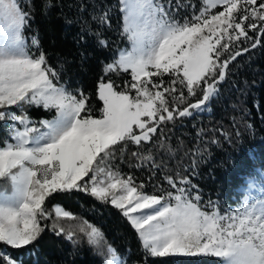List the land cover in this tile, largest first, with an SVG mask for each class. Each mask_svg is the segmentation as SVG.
Wrapping results in <instances>:
<instances>
[{
	"label": "snow or ice",
	"instance_id": "1",
	"mask_svg": "<svg viewBox=\"0 0 264 264\" xmlns=\"http://www.w3.org/2000/svg\"><path fill=\"white\" fill-rule=\"evenodd\" d=\"M219 7L223 10L215 11ZM189 8L193 9L190 19H177L178 10ZM119 11L122 31L132 48L120 52L105 71L130 69L131 81L119 91L110 79L101 81L98 96L103 108L100 118H94L86 107V96L54 83L59 75L47 65L46 55L26 50L24 30L30 15L19 0H0V108L22 109L29 104L57 112L54 119L42 122L41 131L30 126L26 116L0 111V119L14 122L13 142L0 146V178L12 183L10 193H0V243L16 249L34 246L48 227L44 222L50 217L42 207L45 197L79 190L119 210L148 256H214L225 264H264V200L253 202L239 215H223L211 201V212L201 210L199 190L188 179H181L178 187L176 179L165 176L174 192L158 185L149 192L132 176L107 172L106 179L100 180L97 177L104 169L93 166L97 157L103 161L112 155V146L150 142L161 124L176 116H191L193 109L218 94L229 64L249 51L231 52L234 43L264 45V0H201L199 9L189 0H120ZM91 19L97 30L82 27L81 31L107 46L102 37L111 26L112 9ZM65 22L74 21L66 18ZM31 43L38 41L33 38ZM224 53L229 55L221 59ZM166 74L171 77L167 85ZM178 86L186 88L189 96L200 88L202 98L187 104ZM168 93L186 106L173 108ZM84 112L88 114L82 116ZM254 188L249 185L250 190ZM56 215L68 217L69 213L57 209ZM52 230L75 243L70 229L53 223ZM80 231L86 232L90 244H98L103 237L91 224ZM108 250L115 255V249L109 246ZM5 255L11 254L3 253L0 260ZM3 264L16 262L3 260Z\"/></svg>",
	"mask_w": 264,
	"mask_h": 264
},
{
	"label": "trees",
	"instance_id": "2",
	"mask_svg": "<svg viewBox=\"0 0 264 264\" xmlns=\"http://www.w3.org/2000/svg\"><path fill=\"white\" fill-rule=\"evenodd\" d=\"M189 2L196 9L201 5V0ZM19 3L30 15L24 37L38 41L37 45L31 44V53L45 54L47 65L59 75L54 83L73 94L86 96L87 109L94 118H100L103 101L98 96L99 83L110 79L118 85L119 91L126 81H131L130 69L128 72L123 69L115 73L105 71L129 45L127 34L122 31L120 0H19ZM105 9H112V19L111 26L103 30L102 39L108 44L100 46L95 37L82 32L81 28L91 27L96 31L91 17ZM222 10L219 7L215 11ZM178 11L177 19L183 20L191 18L193 9ZM66 18L74 22L68 24ZM243 48L249 51L229 64L225 81L211 99L210 112L176 116L160 125L152 141L139 146L131 142L112 146V155L101 161L104 173L109 169L124 178L132 176L149 192L153 185L174 192L165 176L176 179L178 187L182 186L181 179H188L197 186L201 195L199 203L204 209L213 210L208 206L211 201L223 212L235 210L241 195L236 187L242 185L245 175H252L257 166L264 169V45L253 48L250 42L234 43L230 51ZM227 55L229 53H224L221 59ZM170 78L167 74L163 77L166 85ZM152 79L158 81L160 77ZM178 88L184 91L187 104L202 98L200 88L196 89L195 96H189L182 86ZM166 96L173 108L182 110L186 106L173 101L171 93ZM0 111L26 116L32 127L40 128L44 120L56 115L55 109L29 104H24L22 109L6 106ZM86 114L88 112L81 113ZM13 123L8 117L0 119V146L12 141ZM149 156L151 159H147ZM43 206L50 218L44 222L48 227L35 245L16 249L0 243V255L10 253L9 258L20 264H108L110 246L125 258V264H220L221 261L214 256H148L137 232L121 212L83 191L50 193ZM55 206L67 211L69 216H57L52 210ZM53 223L70 229L75 243L68 240L67 235L54 232ZM88 224L103 234L98 244H90L86 232L80 231ZM6 256L3 260H8Z\"/></svg>",
	"mask_w": 264,
	"mask_h": 264
},
{
	"label": "rangeland",
	"instance_id": "3",
	"mask_svg": "<svg viewBox=\"0 0 264 264\" xmlns=\"http://www.w3.org/2000/svg\"><path fill=\"white\" fill-rule=\"evenodd\" d=\"M205 2H206V0H205ZM182 21L183 20H181V22ZM31 41H32V39L30 41H28L27 39H25V44L27 45V49L26 50L29 51V53L31 55H33L31 53V52H33V50L30 49L31 44H32ZM131 48H132V43L129 40V45L126 46L125 48H123L120 52L131 51ZM150 71H154V70L153 69H150ZM56 85L58 87L61 86V85H58V84H56ZM62 87H64V86H62ZM210 100H211V98H210ZM210 100L207 101L205 103V105L202 106L200 109H193L192 110V113L194 111H197V110H200V111H203V110L204 111H208L211 108L210 107ZM197 102L198 101L193 102L192 104H195ZM56 116H57V112H56L55 117ZM55 117H53V118H51L49 120H52ZM30 126H32V125H30ZM20 127H22V126H20ZM43 130L44 129L42 127L41 128V131H43ZM9 142H13V141H9ZM101 155H103V154H101ZM107 158H109V157H106L104 159V161H106ZM97 164L99 165L100 168H103V164L100 161L99 157H97V161L94 163L93 166L96 167ZM105 171H106V173L107 172L115 173V172H113V171H111L109 169L108 170H105ZM106 173L101 172L100 175L97 178L100 179V180H105L106 179V175H105ZM91 175H92V173H89V176H91ZM84 179L85 180H88L89 177H85ZM81 183H83V182H81ZM253 184L255 185V188L252 189V190H250L249 189V185H253ZM11 191H12V183H11V181L7 177L0 178V193H5V192L10 193ZM238 192L241 193V196L239 197V200L241 202L239 203V205L237 207H234L235 210H228V211H225V212L219 210L221 212V214H223V215H228V214L239 215L241 212H243L244 208L249 207L253 202H258L260 200H264V170L261 169V168H257L256 171L252 175H250L247 179H245L244 183L241 186H239ZM42 207H44V206L42 205ZM57 209H59L61 212L64 211L59 206H55L52 209L55 212V214L57 212ZM201 210H203V211H209V212L212 211V210L203 209L202 207H201ZM47 213H49V212L47 211ZM111 248H113V247H111ZM6 258L8 260H13V259L9 258V256H6ZM221 259H222V261H221L220 264H225V261L223 260V258H221ZM15 262H16V264H20L17 261H15ZM108 264H125V258L119 252H117L115 250V255H113L112 253H110V257H109V260H108Z\"/></svg>",
	"mask_w": 264,
	"mask_h": 264
},
{
	"label": "bare ground",
	"instance_id": "4",
	"mask_svg": "<svg viewBox=\"0 0 264 264\" xmlns=\"http://www.w3.org/2000/svg\"><path fill=\"white\" fill-rule=\"evenodd\" d=\"M248 177H249V176H248ZM248 177H247V178H248Z\"/></svg>",
	"mask_w": 264,
	"mask_h": 264
},
{
	"label": "water",
	"instance_id": "5",
	"mask_svg": "<svg viewBox=\"0 0 264 264\" xmlns=\"http://www.w3.org/2000/svg\"><path fill=\"white\" fill-rule=\"evenodd\" d=\"M193 113H194V112H193ZM193 113H192V114H193Z\"/></svg>",
	"mask_w": 264,
	"mask_h": 264
}]
</instances>
